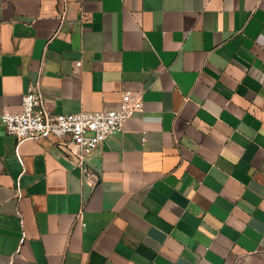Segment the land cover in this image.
Returning a JSON list of instances; mask_svg holds the SVG:
<instances>
[{
	"label": "crops",
	"instance_id": "0c3cea01",
	"mask_svg": "<svg viewBox=\"0 0 264 264\" xmlns=\"http://www.w3.org/2000/svg\"><path fill=\"white\" fill-rule=\"evenodd\" d=\"M38 81L54 114L117 109L128 91L144 111L80 164L57 139L5 132ZM260 252L264 0H0V264Z\"/></svg>",
	"mask_w": 264,
	"mask_h": 264
},
{
	"label": "built area",
	"instance_id": "2783aa9c",
	"mask_svg": "<svg viewBox=\"0 0 264 264\" xmlns=\"http://www.w3.org/2000/svg\"><path fill=\"white\" fill-rule=\"evenodd\" d=\"M76 69L82 62H76ZM144 111L143 92H124L119 106L113 110L82 111L75 114H54L45 103L41 83L30 84L18 111L6 110L1 116L5 132L19 143L28 140L57 139L84 163L110 136L121 133L124 125L136 112ZM94 184L97 176L88 172ZM85 226V224H83Z\"/></svg>",
	"mask_w": 264,
	"mask_h": 264
},
{
	"label": "rangeland",
	"instance_id": "374dc122",
	"mask_svg": "<svg viewBox=\"0 0 264 264\" xmlns=\"http://www.w3.org/2000/svg\"><path fill=\"white\" fill-rule=\"evenodd\" d=\"M229 264H264V252L252 255H238Z\"/></svg>",
	"mask_w": 264,
	"mask_h": 264
}]
</instances>
